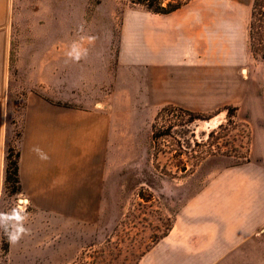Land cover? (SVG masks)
<instances>
[{
  "label": "rangeland",
  "instance_id": "rangeland-1",
  "mask_svg": "<svg viewBox=\"0 0 264 264\" xmlns=\"http://www.w3.org/2000/svg\"><path fill=\"white\" fill-rule=\"evenodd\" d=\"M217 1L219 8L224 4L243 12L251 61L229 74L205 73L204 96L188 98L194 102L166 103L152 90V74L118 60L128 20L144 16L145 10L130 0H60L62 80L72 85H62V107L75 103L107 117L101 191L90 198L62 191L60 214L46 212L43 231L30 215L28 251L17 245L9 262L11 221L22 198L4 182L0 264H264V225L252 213L254 206L264 207L261 30L250 37L253 0ZM52 3L24 0L23 7L30 14H52ZM25 19L42 17L38 12ZM165 105L200 117L189 126L194 136L182 134L178 121L174 127L179 140L190 144L183 158L195 160L186 173L168 162L178 154L171 137L160 146L165 153L153 156L152 123ZM20 108L21 103L16 111ZM18 133L15 124L12 141ZM93 137L90 150L96 147ZM9 148L16 153L13 143ZM78 199H90L93 208L76 209Z\"/></svg>",
  "mask_w": 264,
  "mask_h": 264
},
{
  "label": "crops",
  "instance_id": "crops-1",
  "mask_svg": "<svg viewBox=\"0 0 264 264\" xmlns=\"http://www.w3.org/2000/svg\"><path fill=\"white\" fill-rule=\"evenodd\" d=\"M60 4L53 0L52 14L44 10L30 14L24 0H0V201L6 149L13 143L19 155L20 189L15 195L25 204L14 211L9 236L21 226L27 230L17 242L8 240L9 262L16 247L28 251L30 215L31 223L43 231L46 212L60 214L62 191L89 198L101 191L107 117L102 110L72 102L62 107V85L69 89L72 85L62 80ZM218 5L217 0H191L166 15L145 11L144 16L129 19L121 33L118 60L134 71L152 74V90L166 103L194 102L188 98L204 96L205 73L229 74L251 61L243 12ZM38 12L41 21L25 19ZM19 103L21 110L16 111ZM15 124L19 133L12 141ZM92 135L96 147L90 150ZM75 208L91 210L93 204L78 199ZM252 210L260 216L257 223L264 225V207Z\"/></svg>",
  "mask_w": 264,
  "mask_h": 264
},
{
  "label": "trees",
  "instance_id": "trees-1",
  "mask_svg": "<svg viewBox=\"0 0 264 264\" xmlns=\"http://www.w3.org/2000/svg\"><path fill=\"white\" fill-rule=\"evenodd\" d=\"M189 1L191 0H130L132 4L140 6L143 10L149 13L160 15L169 14L181 8ZM258 30H261L260 54L262 60L264 61V0L252 1L249 23L250 37H252L253 34L256 35ZM199 118V116L184 108L175 107L172 105L163 106L156 114L152 123L151 147L154 150L153 156L156 157L158 153L164 152L162 149H160V146L165 145L163 141H165L166 136L171 137L176 142L178 149L174 151L178 152V154L172 158H169L168 162L170 165L178 169V171L186 173L189 170V168H187L189 165H195V160H191V157L189 156L183 158L185 153L183 148L190 147V144L188 140H185V138L183 139L184 143L181 142L182 140H179L181 134L179 135V130H176L174 127L177 125L176 121H178L180 122L178 125L184 128L182 134L185 132L190 133L191 136H194L193 130L190 129L189 126L194 122V120ZM195 143H197V141H195ZM18 157V153L16 152L13 154L12 150L8 147L7 154L5 156L6 167L4 182L5 184L11 183V192L14 194L20 189L17 168ZM164 174L172 178L176 177L178 172L174 174L172 172H166Z\"/></svg>",
  "mask_w": 264,
  "mask_h": 264
},
{
  "label": "clouds",
  "instance_id": "clouds-1",
  "mask_svg": "<svg viewBox=\"0 0 264 264\" xmlns=\"http://www.w3.org/2000/svg\"><path fill=\"white\" fill-rule=\"evenodd\" d=\"M38 153H40L39 149H35ZM21 219H24V217H21ZM27 230L24 229L22 226L18 229V233L16 235H11L9 237V240L11 243H15L20 239V236L24 234Z\"/></svg>",
  "mask_w": 264,
  "mask_h": 264
},
{
  "label": "built area",
  "instance_id": "built-area-1",
  "mask_svg": "<svg viewBox=\"0 0 264 264\" xmlns=\"http://www.w3.org/2000/svg\"><path fill=\"white\" fill-rule=\"evenodd\" d=\"M23 201H24V199L19 200V203H18L19 205H18V207H19L20 205H22V204H25Z\"/></svg>",
  "mask_w": 264,
  "mask_h": 264
}]
</instances>
